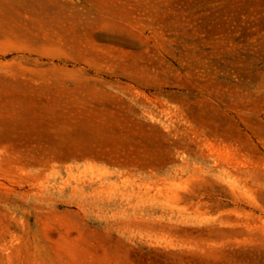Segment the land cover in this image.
<instances>
[{
	"label": "rangeland",
	"instance_id": "rangeland-1",
	"mask_svg": "<svg viewBox=\"0 0 264 264\" xmlns=\"http://www.w3.org/2000/svg\"><path fill=\"white\" fill-rule=\"evenodd\" d=\"M0 264H264V0H0Z\"/></svg>",
	"mask_w": 264,
	"mask_h": 264
}]
</instances>
